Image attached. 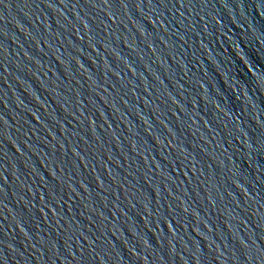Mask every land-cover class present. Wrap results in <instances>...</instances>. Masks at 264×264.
Masks as SVG:
<instances>
[{"label":"water","instance_id":"1","mask_svg":"<svg viewBox=\"0 0 264 264\" xmlns=\"http://www.w3.org/2000/svg\"><path fill=\"white\" fill-rule=\"evenodd\" d=\"M0 264H264V0H0Z\"/></svg>","mask_w":264,"mask_h":264}]
</instances>
